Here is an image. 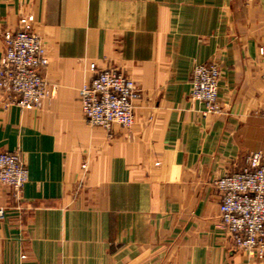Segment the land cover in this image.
Instances as JSON below:
<instances>
[{"label":"crops","instance_id":"1","mask_svg":"<svg viewBox=\"0 0 264 264\" xmlns=\"http://www.w3.org/2000/svg\"><path fill=\"white\" fill-rule=\"evenodd\" d=\"M23 29L53 95L0 102V153L29 172L18 197L0 186V264H264L235 250L215 186L264 150V0H0V62ZM210 63L221 111L205 116L190 77ZM91 64L139 84L131 131L86 123Z\"/></svg>","mask_w":264,"mask_h":264},{"label":"built area","instance_id":"2","mask_svg":"<svg viewBox=\"0 0 264 264\" xmlns=\"http://www.w3.org/2000/svg\"><path fill=\"white\" fill-rule=\"evenodd\" d=\"M29 20L33 21V18ZM3 42L1 104L25 110L39 108L46 98L53 95L43 76L48 60L42 40L35 33L23 29L6 31ZM259 54L264 58V47L259 48ZM89 73L91 79L79 90L86 123L108 133L114 126L131 131L143 100L139 84L116 68L101 70L96 64H91ZM222 75L216 63L198 64L191 71L190 99L203 105L205 116L221 111L218 92ZM262 114L264 117V105ZM28 179V169L19 153H0V186L11 188L18 197ZM215 186L220 195L221 226L230 235L235 250L249 259L264 258V150L251 152L240 172L220 177Z\"/></svg>","mask_w":264,"mask_h":264},{"label":"rangeland","instance_id":"3","mask_svg":"<svg viewBox=\"0 0 264 264\" xmlns=\"http://www.w3.org/2000/svg\"><path fill=\"white\" fill-rule=\"evenodd\" d=\"M243 254V253H242ZM245 255V254H244ZM246 256V255H245Z\"/></svg>","mask_w":264,"mask_h":264}]
</instances>
